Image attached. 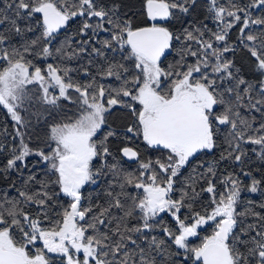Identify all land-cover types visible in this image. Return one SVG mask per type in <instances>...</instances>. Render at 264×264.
Segmentation results:
<instances>
[{"label":"snow or ice","instance_id":"1","mask_svg":"<svg viewBox=\"0 0 264 264\" xmlns=\"http://www.w3.org/2000/svg\"><path fill=\"white\" fill-rule=\"evenodd\" d=\"M0 109V264H264V0H0Z\"/></svg>","mask_w":264,"mask_h":264},{"label":"trees","instance_id":"2","mask_svg":"<svg viewBox=\"0 0 264 264\" xmlns=\"http://www.w3.org/2000/svg\"><path fill=\"white\" fill-rule=\"evenodd\" d=\"M126 3H128L130 6H132L134 11L139 10L140 0H126ZM139 19L141 21H143L144 18L141 16ZM72 27L74 29L75 25H73ZM6 121H8V118L5 115L4 110L0 109V126H2L3 123L6 122ZM8 124H9V131H10L11 130V122L8 121ZM199 158H200V160H204V161H210L211 159H213L212 155H210V154L201 155ZM205 199H207V197H205ZM169 223H171L170 219H169ZM211 231H212L211 227H208L205 231L201 232V236L210 234ZM193 243L194 244L199 243V239H194Z\"/></svg>","mask_w":264,"mask_h":264}]
</instances>
